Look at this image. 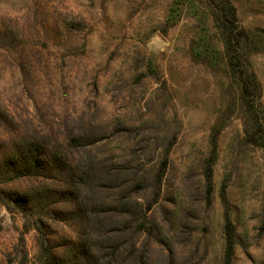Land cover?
I'll list each match as a JSON object with an SVG mask.
<instances>
[{"label": "rangeland", "instance_id": "374dc122", "mask_svg": "<svg viewBox=\"0 0 264 264\" xmlns=\"http://www.w3.org/2000/svg\"><path fill=\"white\" fill-rule=\"evenodd\" d=\"M230 2L251 104L224 0H0V264H223L227 213L264 264V0Z\"/></svg>", "mask_w": 264, "mask_h": 264}, {"label": "trees", "instance_id": "16d2710c", "mask_svg": "<svg viewBox=\"0 0 264 264\" xmlns=\"http://www.w3.org/2000/svg\"><path fill=\"white\" fill-rule=\"evenodd\" d=\"M214 17L217 27L222 31L230 68L234 73H238L243 96L251 104V97L260 96L261 86L255 72L251 69L250 64L246 61L241 51V43L246 40L247 34L239 23L237 9L230 0H224L221 8L217 6L214 8ZM208 179L210 181L211 174H209ZM235 231L233 221L229 213H227L225 225L227 249L223 264H232Z\"/></svg>", "mask_w": 264, "mask_h": 264}]
</instances>
